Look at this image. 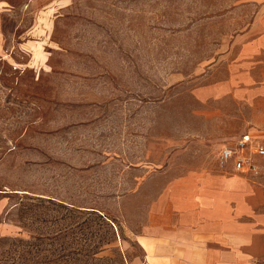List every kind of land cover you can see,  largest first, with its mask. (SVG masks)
Listing matches in <instances>:
<instances>
[{
    "label": "rangeland",
    "instance_id": "374dc122",
    "mask_svg": "<svg viewBox=\"0 0 264 264\" xmlns=\"http://www.w3.org/2000/svg\"><path fill=\"white\" fill-rule=\"evenodd\" d=\"M232 1L0 0V264H139L165 180L231 168Z\"/></svg>",
    "mask_w": 264,
    "mask_h": 264
},
{
    "label": "crops",
    "instance_id": "0c3cea01",
    "mask_svg": "<svg viewBox=\"0 0 264 264\" xmlns=\"http://www.w3.org/2000/svg\"><path fill=\"white\" fill-rule=\"evenodd\" d=\"M231 6L246 20L216 54L213 68L222 71L210 86L245 99L251 122L262 127L251 134L264 142V0H233ZM252 158L256 167L248 172L231 163L223 171L190 168L167 178L134 231L144 252L139 264H262L264 156Z\"/></svg>",
    "mask_w": 264,
    "mask_h": 264
},
{
    "label": "built area",
    "instance_id": "2783aa9c",
    "mask_svg": "<svg viewBox=\"0 0 264 264\" xmlns=\"http://www.w3.org/2000/svg\"><path fill=\"white\" fill-rule=\"evenodd\" d=\"M253 154L264 156V142L255 138L251 133L242 134L232 142L223 143L219 153L222 160H230L233 168L239 172L255 169ZM262 264H264V259H262Z\"/></svg>",
    "mask_w": 264,
    "mask_h": 264
}]
</instances>
